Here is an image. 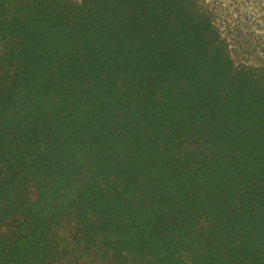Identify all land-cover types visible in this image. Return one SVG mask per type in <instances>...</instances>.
Returning <instances> with one entry per match:
<instances>
[{"label": "trees", "instance_id": "obj_1", "mask_svg": "<svg viewBox=\"0 0 264 264\" xmlns=\"http://www.w3.org/2000/svg\"><path fill=\"white\" fill-rule=\"evenodd\" d=\"M0 264H264V65L208 0H0Z\"/></svg>", "mask_w": 264, "mask_h": 264}, {"label": "rangeland", "instance_id": "obj_2", "mask_svg": "<svg viewBox=\"0 0 264 264\" xmlns=\"http://www.w3.org/2000/svg\"><path fill=\"white\" fill-rule=\"evenodd\" d=\"M235 62L264 65V7L258 0H208Z\"/></svg>", "mask_w": 264, "mask_h": 264}]
</instances>
